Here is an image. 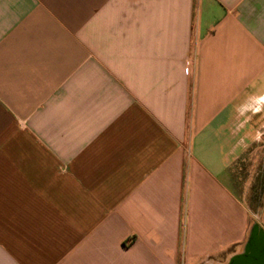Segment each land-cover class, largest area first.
Wrapping results in <instances>:
<instances>
[{
	"label": "crops",
	"instance_id": "obj_1",
	"mask_svg": "<svg viewBox=\"0 0 264 264\" xmlns=\"http://www.w3.org/2000/svg\"><path fill=\"white\" fill-rule=\"evenodd\" d=\"M263 138L264 0H0V264H234Z\"/></svg>",
	"mask_w": 264,
	"mask_h": 264
},
{
	"label": "rangeland",
	"instance_id": "obj_2",
	"mask_svg": "<svg viewBox=\"0 0 264 264\" xmlns=\"http://www.w3.org/2000/svg\"><path fill=\"white\" fill-rule=\"evenodd\" d=\"M238 180L241 190L245 181L254 180L253 186L257 190L258 196L264 194V138L245 155V159L240 164Z\"/></svg>",
	"mask_w": 264,
	"mask_h": 264
},
{
	"label": "water",
	"instance_id": "obj_3",
	"mask_svg": "<svg viewBox=\"0 0 264 264\" xmlns=\"http://www.w3.org/2000/svg\"><path fill=\"white\" fill-rule=\"evenodd\" d=\"M234 264H264V235L254 230L248 245V257L237 260Z\"/></svg>",
	"mask_w": 264,
	"mask_h": 264
}]
</instances>
